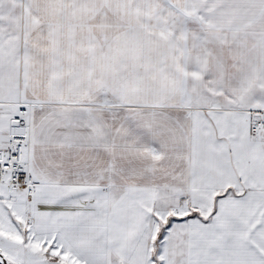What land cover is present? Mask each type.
Returning a JSON list of instances; mask_svg holds the SVG:
<instances>
[{"label": "snow or ice", "instance_id": "1", "mask_svg": "<svg viewBox=\"0 0 264 264\" xmlns=\"http://www.w3.org/2000/svg\"><path fill=\"white\" fill-rule=\"evenodd\" d=\"M0 264H264V0H0Z\"/></svg>", "mask_w": 264, "mask_h": 264}]
</instances>
